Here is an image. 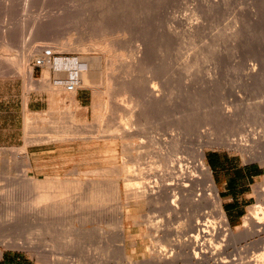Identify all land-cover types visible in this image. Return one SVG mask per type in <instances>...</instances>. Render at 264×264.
<instances>
[{
	"label": "rangeland",
	"instance_id": "1",
	"mask_svg": "<svg viewBox=\"0 0 264 264\" xmlns=\"http://www.w3.org/2000/svg\"><path fill=\"white\" fill-rule=\"evenodd\" d=\"M261 2L263 0H0V240L21 242L23 246L31 242L33 246L32 244L30 246L37 249L35 251L24 248L7 249L0 245V264H38V256L42 254V250L46 248L45 246L47 244L52 247L54 246L53 253L54 255L56 253L62 261V264H153L149 262L150 260L153 261L154 258L151 255L154 254L155 256V253L159 252L161 248L165 250L164 253L166 251L170 253V246L167 245L168 241H165L162 235L165 233L169 234L168 230H170L171 237L174 238L168 237L169 240H182L184 235L180 233L183 231V228H180L183 227L181 224L186 219L185 214L188 213L189 207L187 208L182 205L184 209H179V211H182L184 214L181 215L178 212L176 215H171L170 212L166 213L164 210L161 211L162 206L160 205H154L156 206L154 207L153 205L147 206L145 204L134 205L132 204L133 202H130L127 205L128 207H126L124 198H121L122 200L119 199V201L115 199L114 201V199L108 197L107 201V197H105V201L103 200L104 205L102 206L101 204L99 209L98 206H92L94 208L89 207L87 209L88 212L85 210L86 208H83L85 212L83 213L81 211L82 209L77 210V206L75 205L76 201L72 200V211H70V208L69 210L67 208L68 211L64 208L61 211H66H57L58 214L54 212L53 214L55 216L52 214L53 217L49 215L51 218H47V215V220L44 217L45 220L43 219L42 221V219L33 216L32 211L26 209L28 200L31 198L30 194L32 193L33 195V191H37L34 190L37 187L34 188L35 185L30 186V183V185L27 184L29 186L21 183V174L26 170L31 178L38 181H43L45 178H55L62 180L69 179L72 181L79 180L81 182L90 178H97L100 181L103 179L104 181L102 180V182H105V185L106 182L110 181L109 179H116L117 166L120 165L119 167L121 168L122 162L118 153L115 156L116 162L113 158H109V156L111 157L116 154H113L111 150H115V147L118 148V144L114 143V146V139L108 135L109 133H106V135L104 131L108 125L110 127H116L119 123L124 124L129 121L126 119V116V118L121 117L123 116V112H120L122 111L121 109L115 111L110 108H112L113 104L124 103L122 106L127 104V106L129 104L131 105V100L128 99L131 97L130 93L126 92V94L125 92H121V89L124 86L123 81H126L124 79V72L127 67L133 69V61L139 57H143V60L141 64L137 63V69H134L136 71L133 72L132 76L135 80L138 79L137 81L151 76L158 79L161 77L159 80L163 78L161 85L163 86L162 95H165L163 98H166L165 100L167 101V104L163 101L164 103L161 106L148 109L149 114L145 112L144 118L147 120L144 119V121L147 124L144 123L146 128L149 129H147L150 131L149 133L152 132L153 134V131H158L159 134L162 133L160 135L164 136V133L165 135L170 133V128L175 129V123L176 128L179 127L180 129L182 126L180 130L183 132L185 126L184 120L189 112H193L192 115L189 114L194 118L193 123L196 122L198 124L196 126L197 128H194L195 130L191 127L189 131L187 130V133L184 132L185 136L183 134L182 145L177 155L178 157L183 156L182 159L185 158L186 164L188 161V167L185 161L184 164L181 162V167L185 169L182 172L185 173L192 168L190 165V161H192L191 156L196 152L197 147L202 145L203 140L207 138H204L206 135L201 136L205 128L208 129L210 127L212 129L210 131L213 135H211L216 142H221L222 140L229 142L230 140L242 138L244 140L246 139L248 146H252L251 141L254 138L260 139V135L264 133V124L261 125L249 121L250 119L247 117L250 115V111H254V108L259 109L261 114L264 115V85L261 84L263 80L261 78H259L260 80L257 79L260 77V74H255L257 71L252 72L250 69L253 65L257 66L260 63L263 52V49L260 51V46H262V40L264 38L262 37L264 34L262 35L260 33L262 31L260 27H263L260 23L263 21L262 18L264 19L262 17L264 16V12H262L263 4ZM178 20H183L182 22L184 24ZM190 22H198L199 31L196 33L197 36L194 35L195 37L193 36L189 39L188 37L185 38L187 35L184 36L183 34L188 25L187 23ZM200 27L202 28L200 29ZM167 29L171 31H169V35L166 33L168 32ZM172 33L173 35L171 36ZM259 33L262 36H259ZM87 34L88 36L86 37ZM174 34L178 36L176 39L173 38ZM92 35L96 40L101 38L100 41H106L104 44H107V47L109 45V49L113 46L111 47L112 56L108 55L106 50L101 51L97 47L80 48L81 44L88 43L85 39ZM165 35L171 39L165 38L167 37ZM259 38L262 39L260 43ZM259 44L261 45L259 46ZM117 53L123 57L122 60L117 56ZM113 55L114 57L116 56L115 60L119 59L113 61ZM39 58H47L50 63H53L55 58H62L64 60L77 59L82 64L95 62V65H99L100 63V68L99 66H93L100 73L98 71L96 72V70L94 72L91 70L92 72H90L94 76L91 74L90 76L94 82L90 84L85 82L87 86L83 84V80H79L77 85L82 83L80 84L82 86H74L75 90L69 92L65 87L71 83L72 79L62 78L59 75L60 78H58L57 73L50 66L35 67L34 61ZM92 58L98 60V64L96 61L89 62L93 60ZM105 66L108 68L106 67L104 69ZM113 66L115 67L113 68ZM138 66H141L140 69ZM28 67L32 70L33 84L32 82L28 84L24 81V75L29 70ZM110 67L111 69H109ZM43 71L48 75L47 77L44 73L46 80L48 78V81L44 84L45 86L47 85L46 87L41 84V81L45 77V75L43 77ZM153 72L155 74L158 72V77ZM104 73L106 74L104 75ZM112 74L116 76V80H120L121 77L123 81L118 80V82L114 80L113 84H111L112 87L110 86L109 89L105 86V80L107 76L109 77L111 75L113 77ZM95 79L98 80L96 81ZM99 80L101 81L99 82ZM132 80L131 83L133 82ZM59 81L63 82L61 85V88L63 87L62 89H58V86L55 85ZM128 83L131 85L127 79L125 86ZM186 86L190 88L187 87L189 89H186ZM54 87H56V90ZM111 90L113 91L111 92ZM116 90L120 91V97L117 95L118 91ZM79 91L85 94L86 100L84 107L78 106L74 100L75 94ZM107 91L109 92L108 94L106 93ZM57 92L58 94H56ZM124 93L126 95H123ZM189 93L190 95H188ZM112 95H115V98L114 96L111 97ZM68 97L72 99L71 103L66 100ZM114 99L117 102L119 100V103L112 102ZM105 103L108 108H106L107 110L102 109V105ZM225 108L229 109L232 120H217L219 117L217 115L220 112L221 114H226ZM183 114H185V118H183ZM26 118L28 120L26 123H29L27 135L24 133ZM156 120L158 121L156 122ZM159 124L161 127H159ZM74 128H77V130ZM78 132L79 134L82 132V135H79ZM156 132L155 134L159 135ZM72 133H77L80 138L92 137L93 141L92 138L88 142L81 139L71 140ZM57 135L62 139L58 137L60 139L58 141L55 138ZM52 136L58 142L53 140ZM25 138L32 142L27 145V155L30 159L31 166H25L23 154L17 151L23 147L26 141ZM39 139L44 143L39 141ZM260 141L264 142V139L262 141L261 138ZM86 145L88 146L87 148ZM88 148L89 150H87ZM150 148L154 149V147H149L147 150L151 151ZM11 149H14L13 151L16 154ZM153 149L152 151L154 152L155 149ZM263 149L264 147L262 151ZM108 152L112 153L109 154ZM213 154L232 155L244 163H253L259 166L262 171V175L255 178L251 186L252 198L247 208L242 211L241 219L234 225L229 224L230 228L237 233L235 229H241L242 218L247 214L248 210L253 208L257 203L263 202L258 194L260 191H262L260 192L262 197L264 194V162L256 158H250L247 154L245 155V153H240L228 147L210 145V147L208 146L205 149L204 162L207 166V159ZM107 157L111 161H108L109 159ZM84 159L92 162V165L88 168L82 167L79 173H73L71 171V165L77 161L83 162ZM151 159L150 161L155 162L157 165L156 158ZM63 161L64 165L62 166ZM66 161L72 162L71 165H68ZM169 165L171 166L170 163ZM160 166L161 170L164 171L163 167L165 165L160 164ZM175 166H177V168L175 167L176 169L179 168L178 164ZM94 168H100L101 171L99 170L97 175L84 174L85 171ZM166 169L164 172L168 171ZM176 169V174L179 175L177 173L179 171ZM191 172L193 173L192 169L186 175L192 174ZM176 174L165 176V178L167 177V181L170 182L171 179L178 177ZM170 177L173 178L169 179ZM197 178L200 181V186H196L197 190L196 188L194 189V194H200L203 190L207 194L210 193L207 187L209 183L205 182L204 184V178L202 179V176ZM18 179L19 182L15 184ZM12 184H15V188ZM104 186L103 188L105 189L107 186ZM28 187H32L31 189L33 191ZM53 187L49 188V190H52ZM63 187L65 188L64 184L61 189ZM66 188L69 187L66 186ZM12 189L14 193L10 191ZM22 189L26 191H22ZM40 189L39 191L46 190ZM54 189L57 190L56 187ZM58 189L60 190V186ZM28 190L32 192L30 193ZM25 193L30 196H26ZM204 195L207 197L206 194ZM10 197L12 198L10 199ZM195 198L197 199L198 197L196 196ZM25 199H28L27 202H25ZM110 200L112 202H109ZM222 202L219 197V206L224 212ZM74 205L76 211L74 210ZM179 206L181 207L180 204ZM179 206L178 208H180ZM211 207L208 205V210L204 208L205 211L202 210V212L208 211L209 213L198 214V218L196 219L199 220L201 216L210 215L214 220H219L218 214ZM158 209H160V212ZM7 212L12 216L4 218ZM142 214L146 215V217H143ZM178 214L180 215L178 216ZM224 215L228 221L225 212ZM118 216L122 218L123 232H119L115 223L114 226L111 223L113 218L115 221V218H118ZM84 217L85 220H83ZM181 218L184 219L182 220ZM147 220H153L152 223H157L161 229L158 227V229H155L156 232L154 230V232H150L148 230L149 225ZM79 223L81 224L79 225ZM160 223L165 226V229H170L165 230ZM257 228L253 229L255 233L251 230L252 232L249 236L238 238V241L229 245L228 248L222 251L220 250V254L224 252L222 254L223 257L221 255L219 256L220 259L222 258V261H225L223 259L228 261L231 258L228 262L233 260L232 262L238 264H244V262L246 263L252 259L255 260L254 257L258 255L261 250L260 248L264 246V228ZM47 229L50 230L48 231ZM175 229L177 232L179 231L178 234L175 232ZM116 231L118 232L117 235L115 234ZM65 233L68 234L66 235ZM152 235L155 237H152ZM119 244L123 245L122 248L125 251ZM118 247L122 251H119L120 249ZM153 250L156 252L154 253ZM254 254L257 255L255 256ZM120 255L124 256V258L122 256L119 257ZM190 257H192L191 254ZM183 259L176 260L177 262L175 261L176 263L174 262L172 264H189L185 258ZM190 259V261H193V257ZM256 260L261 261L262 259L259 260L256 258ZM208 264H213V262H209Z\"/></svg>",
	"mask_w": 264,
	"mask_h": 264
},
{
	"label": "bare ground",
	"instance_id": "2",
	"mask_svg": "<svg viewBox=\"0 0 264 264\" xmlns=\"http://www.w3.org/2000/svg\"><path fill=\"white\" fill-rule=\"evenodd\" d=\"M263 4V11L264 12V0L263 2H261ZM263 15V14H262ZM264 17V16H262ZM182 19V18H181ZM263 21H261V25L264 27V24H262V22H264V19L262 18ZM179 22H182L181 20H178ZM177 21V22H178ZM185 21V20H184ZM184 24V22H182ZM186 23V21H185ZM198 23V22H197ZM197 23H187L186 25V29L184 30V36L187 35L185 38H189L190 37L192 38L194 35H196V33L199 31V25ZM180 24V23H179ZM181 24V25H183ZM263 27H260L261 28V34L263 35L264 34V28ZM202 27H200L201 29ZM263 28V29H262ZM203 30V29H202ZM168 31V29H167ZM170 31V30H169ZM166 32L167 34L169 33ZM171 32V31H170ZM107 33V32H106ZM105 33V34H106ZM201 33V31H200ZM199 33V34H200ZM259 33V36H262L260 35ZM90 34V32H89ZM198 34V35H199ZM102 35V34H101ZM169 35V34H168ZM173 35V33L171 34V36ZM182 35V36H183ZM88 36V34L86 35V37ZM105 36V35H104ZM167 36V35H165ZM170 36V37H171ZM175 36V37H174ZM173 38H177L178 36L174 34ZM194 36V37H195ZM103 37V36H102ZM264 37V35L262 36ZM260 37V38H262ZM85 38V37H84ZM96 38V37H95ZM165 38H169V36L165 37ZM184 38V37H183ZM258 39L259 40V43H260V40L262 39ZM101 39V38H100ZM99 40H96L93 38V35L92 36H89L87 39H85V41L87 40V44H81V47L82 49H87V48H90V47H97L99 48V50H106L108 55L112 56L111 55V46L110 49H109V45L107 47V44H104L106 43L105 42H102V40L100 41ZM164 39V38H163ZM162 39V40H163ZM171 39V38H169ZM168 39V40H169ZM180 39V38H179ZM188 39V40H189ZM70 40V39H68ZM104 40V39H103ZM174 40V39H173ZM84 41V40H83ZM82 41V42H83ZM110 41V40H109ZM170 41V40H169ZM182 41V39H181ZM68 42V41H66ZM185 42V41H183ZM81 43V42H80ZM64 44V43H63ZM62 44V45H63ZM261 44H259L260 46ZM263 46V48H261ZM262 46H260V51L261 49H263L262 51V54H261V60H260V63L255 66L253 65L250 69L252 70V72H255L257 71V73L255 72V74H260V77H258L257 79L261 78L262 82H264V38L262 40ZM106 53V52H105ZM118 54V53H117ZM115 55V54H114ZM112 57L113 61H117L118 59L115 60L116 56ZM117 56L120 57V59L122 60V56H120V54H118ZM110 58V57H109ZM93 59V60H92ZM90 60L92 61H89V62H94L96 61V63L98 62V60H95L94 58H92ZM111 59V58H110ZM124 60V59H123ZM143 60V57H139L137 58L136 60H134V65H133V69H131L130 67L126 69V71L124 72V76L128 79V81H130L131 83V79H133L131 85H129V83L127 84V86H125V82H127V79L124 77V79L126 81H123L122 78L120 77V80L121 82L123 81V88L122 86H120L122 89H121V92H127V93H130L131 98L129 95V97L131 98H128L131 103V105L129 104V106L127 105H124L122 106L123 104H113L112 108L110 109H114L115 111L116 110H122L120 111L121 113L123 112V116L121 117H125L127 120H129L128 122L124 123V124H121L117 123L118 126L116 127H110L108 125V127H105V131L104 133H109L108 135H110L115 142L114 143H117L118 144V148L115 147V150H111L113 151V154H115L114 156H109V158H113V160L116 159V155L118 153V156L120 157L121 159V162H122V165H121V168L119 166H117V169L118 171H116V175H117V178L116 179H109L110 181L106 182V185H105V182H102L103 179L98 180L97 178H90V179H87L85 181H81L79 182L78 181H72V180H62V179H49V178H43L44 180L43 181H38V180H35L33 178H31L29 175H28V172L23 171L22 174H21V177H20V182L21 183H24V184H29L30 186H34L37 187V189H34V190H37V191H33L30 187L32 191H33V195H32V191L30 192V190H28L31 194V198L28 199H25V202H27L28 200V206L26 209L32 211V215L37 217V218H40L44 219V217L47 218L49 217V215L52 216V214L57 211H66L67 208L69 210L70 208V211H72L71 209V204H72V200L76 201L75 205L77 206V210H81L84 212V209L87 210L89 209V207L91 208H94L92 206H95L97 207L98 206V209L101 207V204L102 206L104 205L103 202L105 201L104 198L107 197V201H108V197H110V199H117L119 201V199L121 198H124L125 199V203H126V207H128L127 205L130 203V202H133L132 204L134 205H139V204H145L147 206L149 205H160L162 206L161 207V211H165L166 213L170 212L171 215H176L178 212L182 215L184 214L182 211L180 212L179 209H184V207L182 208V205L183 206H186L187 208L189 207L190 209L188 210V213L183 215L186 217L185 221L183 220V224H181L183 227H181L180 229H182L180 234H183L184 235V239L182 238V240H176L174 239L175 241L173 240H169V238H172L171 237V234H170V228H166L165 229V226H163V224L160 223L161 226H163L162 228H164L165 230H168L169 234L165 233L161 236L162 238H165V241H168L167 245L170 246V253H168L167 251L164 253L165 250H163L161 248V250H159V252L155 253L156 249L153 250L154 253L156 254L154 256L151 255L153 258V261H149L153 264H172L174 263L176 260H179V259H183L185 258L187 262H189V264H205V263H209V262H213V264H238V263H235V262H228L230 259H228V261H226V259H223L225 261H222V258L220 259V255L221 257H223L222 254H224V252L222 254H220V250H225L226 248H228L229 245H232L234 242L238 241V238H243V237H246L247 235L249 236V234L252 232L251 230L257 228V227H260L261 228H264V194H263V197H262V194L259 192V198H261V200L263 202H259L257 203L256 205H254L253 208L249 209L247 214L243 216L242 218V225H241V229L238 230V229H235V231L237 230V233L234 232L230 226H229V223L224 215V212L222 211V208L219 206V197H218V194H217V189L216 187L214 186V183L212 181V178H211V172L209 170V167L205 164L204 162V159H205V149L210 145H218V146H222V147H228L230 149H234L236 151H239L240 153H245V155L247 154L248 157L250 158H256L262 162H264V149L262 151V148L264 147V142H261L260 139L262 138V141L264 139V133H262L260 135V139H256L254 138L252 142V146H248V144H246V139H237V140H230L229 142H225L224 140H222L221 142H216L213 140V137H212V133L210 130H212L210 127V129L208 128H205L203 134L201 133V136L203 137V135L205 136L204 138H206L205 140H203L202 142V145L197 147L196 149V152L193 154L192 157V161H190V165L192 168H190L188 171H190L191 169L193 170V173L190 174V175H186V173L188 171H186L185 173L182 172L184 171V167L182 168L181 167V162H183L182 164H184V159H182V157H178L177 153L179 152L178 150L180 149L181 145H182V138H183V134L185 136V133H187V130L189 131V129L192 127L193 130H195L194 128L198 125L196 122L193 123V119L189 114L192 115L191 112H189L188 115H186V119L184 120V124H182L184 126V131L182 132L179 127L176 128V123H175V129H172L170 128L171 130L169 131L170 133L166 134L164 133V136L163 135H160L162 133L159 134V132L157 133L156 131H153L155 134V132L159 135H153L152 132L149 133L150 131H148L149 129L146 128L145 126V123L147 120L145 117V112H148L149 110L148 109H151L152 107H155L157 108V106H161L162 103H164L163 101H165V104H167L166 102V98L164 99L163 96L165 97V95H162V91H163V86L162 85V82H163V78L161 80H159L158 78L154 77V76H151V77H146L144 78L143 80H135L134 77L132 76L134 69L136 68L137 69V63H140L142 62ZM112 61V60H111ZM112 61V62H113ZM109 62V61H108ZM111 62V63H112ZM120 62V61H119ZM98 64V63H97ZM117 64V63H116ZM100 65V63H99ZM99 65H95V62L94 63H88V64H82V63H79L76 60L74 59H68V60H64L62 58H55L53 63H50V61H48L47 59V63L44 65L45 67H51L57 74V76L59 75L60 77H65L66 79H72L71 81V84L73 86H82L80 84L77 85L79 83V80H83V84L86 83H93V78L90 76L91 72L95 71L96 72L99 70H97V68L95 69V67H98ZM93 66H95L93 68ZM107 66L104 67V69L106 68ZM112 67V66H111ZM111 67L109 69H111ZM115 66H113L114 68ZM139 67V66H138ZM141 67V66H140ZM139 67V69H140ZM100 68V66H99ZM98 68V69H99ZM108 68V67H107ZM29 69V70H28ZM28 71L26 72V74L24 75V81L28 84H31L30 82H32L33 84V81H32V70L28 67ZM94 69V70H93ZM138 69V70H139ZM92 70V71H91ZM91 71V72H90ZM107 72V70H105ZM90 72V73H89ZM111 72V71H110ZM149 72V71H148ZM159 72V71H158ZM155 74V76H157V73ZM45 73V72H44ZM100 73V72H99ZM146 73V72H145ZM47 75V73H45ZM43 74V75H45ZM89 74V75H88ZM106 73H104L105 75ZM153 74V75H154ZM46 75L43 79V81H41V84L46 87L44 84H46V81H48V78L46 80ZM92 76H94L93 74H91ZM98 75V74H97ZM109 75V74H108ZM113 75V74H112ZM122 75V74H121ZM159 75V73H158ZM161 75V74H160ZM58 76V78H60ZM90 76V77H89ZM107 76V75H106ZM115 75H113L114 77ZM48 77V75H47ZM111 75L107 78H106V82H105V86L108 87L110 89V86L111 84H113V81L116 80V76L115 78H113ZM131 79H130V78ZM158 77V76H157ZM255 77V76H254ZM97 78V77H96ZM185 79V78H184ZM256 79V77H255ZM256 79V80H257ZM96 80V79H95ZM98 80V79H97ZM96 80V81H97ZM119 80V79H118ZM116 80V81H118ZM119 80V81H120ZM260 80V79H259ZM101 80H99L100 82ZM118 81V82H119ZM161 81V82H160ZM260 81V82H261ZM81 82V81H80ZM264 85V83H262ZM25 83V85H26ZM98 83V82H97ZM48 84V82H47ZM63 84L62 81H59L57 82L55 85L58 86V89H62L61 88V85ZM100 84V83H98ZM115 84V83H114ZM120 84V83H119ZM187 84V83H186ZM40 85V86H42ZM87 85V84H85ZM92 85V84H91ZM96 85V84H94ZM122 85V84H121ZM129 85V86H128ZM84 86V85H83ZM88 86V85H87ZM104 86V87H105ZM92 87V86H91ZM99 87V86H98ZM102 87V86H101ZM112 87V86H111ZM119 87V89H120ZM189 86H186L185 88L186 89H189L187 88ZM55 90H56V87H54ZM106 88V89H108ZM118 88V87H117ZM65 89L67 90V88L65 87ZM113 89V88H112ZM118 89V90H119ZM184 89V88H183ZM30 90V89H29ZM116 90V91H118ZM27 91V90H26ZM68 91V90H67ZM113 90H111L112 92ZM186 91V90H185ZM188 91V90H187ZM69 92H73V91H69ZM184 92V90H183ZM60 93V92H59ZM107 94L109 93L108 91L106 92ZM123 94V95H126V94ZM58 94V92L56 93ZM120 94V91H118L117 95L120 97L121 95ZM122 94V93H121ZM164 94V93H163ZM116 95V94H115ZM115 95H112L111 97L114 96L115 98ZM184 95V94H183ZM190 95V93L188 94ZM187 95V96H188ZM110 96V95H108ZM107 96V97H108ZM117 96V98H119ZM110 97V99H111ZM186 97V96H185ZM124 98V97H123ZM121 99V98H120ZM164 99V100H163ZM188 99V98H187ZM190 99V98H189ZM66 100L71 103L72 99L71 98H66ZM126 101V100H125ZM111 102V101H110ZM112 102H116V103H119V100L118 102L114 99V101ZM99 103V102H98ZM126 103V102H125ZM95 104V103H94ZM97 105V103H96ZM112 105V104H110ZM150 107V108H148ZM165 107V106H164ZM190 107V106H188ZM193 107V106H192ZM191 107V108H192ZM98 108V107H97ZM105 109L107 110V106H106V103L102 105V109ZM107 108V109H106ZM155 108V109H156ZM185 108V107H184ZM189 108V109H191ZM103 109V110H104ZM161 109V108H160ZM188 109V110H189ZM148 110V111H147ZM158 110V109H157ZM183 110V109H182ZM193 110V108H192ZM191 110V111H192ZM152 111V110H151ZM156 111V110H155ZM162 111H163V108H162ZM195 111V109H194ZM186 112V111H185ZM115 113V112H114ZM158 113V112H157ZM181 113V112H180ZM219 113V112H218ZM225 113L226 114H220L217 115L219 116L217 120L220 119V121H230L232 120V117H231V114L229 109L228 108H225ZM125 114V115H124ZM149 114V112H148ZM146 114V115H148ZM161 115V113H159ZM216 114V113H215ZM250 115H248V119H250L249 121H253L254 123H258V124H261L263 125L264 124V115L261 114L260 110L257 109V108H254V111H250L249 113ZM156 115V114H155ZM183 118H185V114H183ZM209 115V114H208ZM100 116V115H98ZM159 116V115H158ZM179 116V115H178ZM194 116V115H193ZM120 117V116H119ZM147 117V116H146ZM149 117V116H148ZM156 117V116H155ZM180 117V116H179ZM216 117V116H215ZM100 118V117H99ZM164 118V117H163ZM162 118V119H163ZM181 118V119H183ZM246 118V117H245ZM120 119V118H119ZM125 119V121H127ZM158 119V118H157ZM177 119V118H176ZM197 119V118H196ZM102 120V119H101ZM209 120V119H208ZM158 120H156L157 122ZM175 121V120H174ZM183 121V120H182ZM216 121V120H215ZM28 122L27 118H26V121H25V130H24V133L27 135V131H28V124L26 123ZM145 122V123H144ZM148 122V121H147ZM155 122V121H154ZM160 122V121H159ZM181 122V121H180ZM178 122V123H180ZM218 122V121H217ZM147 124V123H146ZM115 125V124H114ZM157 125V124H156ZM160 125V124H159ZM164 125V124H163ZM173 125V124H172ZM179 125V124H178ZM177 125V126H178ZM104 127V126H103ZM161 127V125L159 126ZM168 127V126H167ZM197 128V127H196ZM75 130H77V128H74ZM148 129V130H147ZM159 129V128H157ZM162 129V128H160ZM71 130V129H70ZM155 130V129H153ZM163 130V129H162ZM81 131V130H80ZM79 131V132H80ZM83 131V130H82ZM102 131V130H101ZM152 131V130H151ZM161 131V130H159ZM69 132V131H68ZM78 132V134H79ZM165 132V131H164ZM168 132V131H167ZM202 132V131H201ZM71 133V132H70ZM190 133V132H189ZM55 134V133H54ZM68 134V133H67ZM84 134V133H83ZM90 134V133H89ZM93 134V133H92ZM102 134V133H101ZM104 134V135H105ZM152 134V135H151ZM212 134V135H211ZM25 135V136H26ZM56 135V134H55ZM77 133H72V136H71V140H84V141H89L91 138L88 137H82L80 138V136H76ZM79 135H82V132L81 134ZM107 135V134H106ZM190 136V134H188ZM192 135V134H191ZM64 136V135H63ZM189 136H187V138H189ZM212 138H211V137ZM50 137V136H49ZM48 137V138H49ZM53 137V136H52ZM51 137V138H52ZM58 137H60L59 135H57V137L55 136V138H57V140L59 141L60 139H62L60 137V139H58ZM101 137V136H100ZM104 137V136H103ZM109 137V136H108ZM107 137V138H108ZM245 137V136H244ZM47 138V137H46ZM50 138V139H51ZM69 138V136H68ZM106 138V137H105ZM111 138V139H112ZM186 138V140H187ZM248 138V137H247ZM26 139V138H25ZM24 139V141H25ZM64 139V137H63ZM100 139V138H99ZM98 139V140H99ZM37 140V139H36ZM43 140V139H42ZM53 140L57 141L56 139H54L53 137ZM53 140H49V141H53ZM66 140V139H65ZM68 140V139H67ZM70 140V138H69ZM97 140V139H96ZM104 140V139H103ZM107 140V139H106ZM259 140V141H258ZM31 141V140H30ZM29 139H26V141L24 142V145L23 147H21L19 150L20 153L23 154V160H25V166H31V162H30V159L27 155V145L32 143L30 142ZM39 141H41V139H39ZM45 141V139H44ZM54 141V142H55ZM57 141V142H58ZM92 141H93V138H92ZM112 141V140H111ZM110 141V142H111ZM185 141V140H184ZM243 141V142H242ZM43 142V141H41ZM72 142V141H71ZM83 142V141H82ZM105 142V141H104ZM34 143V142H33ZM44 143V142H43ZM46 143V142H45ZM112 143V142H111ZM107 145V144H106ZM110 145V144H109ZM89 146V144H88ZM86 145V148L88 147ZM115 146V144H114ZM64 147V146H62ZM110 147V146H109ZM149 147H154L155 151L153 152L152 149L151 151H148L147 149H149ZM183 147V146H182ZM250 147V148H249ZM153 149V150H154ZM182 149V148H181ZM12 151L14 149H11ZM89 150V148L87 149ZM105 151V150H104ZM193 151V150H192ZM15 152V151H13ZM102 152V151H101ZM189 152V151H188ZM97 153V152H96ZM109 154H111L110 152H108ZM12 154V152H11ZM16 154V152H15ZM100 154V153H99ZM103 154V153H102ZM105 154V153H104ZM112 154V155H113ZM188 154V153H187ZM84 155V154H83ZM150 156V157H149ZM190 156V155H189ZM151 157L153 158H156L155 160H157V165L155 162H152L150 161ZM18 158V157H17ZM108 158V157H107ZM108 158V159H109ZM152 158V159H153ZM103 159V158H102ZM151 159V160H152ZM191 159V158H189ZM93 160V159H92ZM112 160V161H113ZM187 160V159H186ZM257 160V161H258ZM21 161V159H20ZM71 161V160H69ZM94 161V160H93ZM107 161V160H106ZM108 161H111L110 159ZM154 161V160H153ZM67 162V161H66ZM65 162V163H66ZM114 162V161H113ZM116 162V160H115ZM21 163V162H20ZM63 163V164H62ZM62 166L64 165V161L62 162ZM68 165H71L70 162H67ZM66 163V164H67ZM70 163V164H69ZM112 163V162H111ZM169 163L171 164V166L169 165ZM76 164V165H75ZM161 165H165L163 167V170L165 171V169L167 168L168 171L164 172L161 170ZM169 166H168V165ZM176 164H178L179 168H177V166H175ZM185 164H186V161H185ZM92 165V162H90L89 160H86L84 159L83 162H80V161H77L76 163H74L73 165H71V171H73V173L75 172H78L80 171V169L82 167H90ZM94 165V164H93ZM110 165V164H109ZM188 165V161H187V164L186 166ZM23 166V165H22ZM21 166V168H22ZM24 166V167H25ZM67 166V165H66ZM96 167V166H95ZM176 167V168H175ZM182 170H180L181 168ZM188 167V166H187ZM190 167V166H189ZM30 168V167H29ZM40 168V167H39ZM107 168V167H106ZM186 168V167H185ZM25 169V168H23ZM42 169V168H41ZM51 169V168H50ZM104 170V168H102ZM116 169V170H117ZM166 169V170H167ZM176 170H178L179 172V175L176 174ZM184 169V170H183ZM38 170V168H37ZM99 170L101 171V169H91V170H87L84 172V174H91V175H97ZM110 172H111V169L109 168ZM170 170V171H169ZM41 171V170H40ZM43 171V170H42ZM107 171V170H106ZM37 172V171H36ZM103 172V171H102ZM169 172V173H168ZM106 173V172H105ZM109 173V172H108ZM112 173V172H111ZM115 173V172H114ZM72 174V173H71ZM83 174V175H84ZM101 174V172H100ZM113 174V173H112ZM177 175L178 177H176L175 179L173 177H170L169 179H171V181H167V177L165 178V176H168V175ZM185 174V175H184ZM37 175V174H36ZM75 175V174H74ZM104 175V173H103ZM109 175V174H108ZM88 176V175H87ZM112 176V175H111ZM202 176V179L204 178V184L205 182L206 183H209V185L207 186L208 187V190L210 193H205V190H203L200 194H194V189L196 188L197 190V187L196 186H200V181L197 177H201ZM38 177V176H37ZM107 177V176H105ZM113 177V176H112ZM51 178V177H50ZM57 178V177H56ZM103 178V177H102ZM111 178V177H110ZM115 178V177H114ZM17 179V178H16ZM81 179V178H80ZM168 179V180H169ZM201 179V178H200ZM76 180V179H74ZM16 181V180H15ZM104 181V180H103ZM203 181V180H201ZM17 182H19V179L16 181L15 184H17ZM13 183V182H12ZM14 184V185H15ZM63 184L65 185V188L63 187V189H61V187L63 186ZM13 185V184H12ZM11 185V186H12ZM13 185V187H14ZM27 185V186H29ZM62 185V186H61ZM107 187H105V186ZM21 186V185H20ZM57 188L54 189V187ZM60 186V190L58 189V187ZM66 186H68L69 188H66ZM103 186L105 187V189L103 188ZM9 187V185H8ZM53 187V191L49 188ZM103 189H102V188ZM15 188V187H14ZM26 188V187H25ZM39 188V189H38ZM40 188H42L44 191H39L41 190ZM260 188V187H259ZM102 189V190H100ZM25 190V189H22V191ZM202 190V189H201ZM13 192V189L10 190ZM26 191V190H25ZM24 191V192H25ZM6 192V191H5ZM9 192V191H8ZM207 192V191H206ZM264 192V190H263ZM10 193V194H12ZM27 193V192H26ZM25 193V194H26ZM24 194V195H25ZM207 195V197H205V195ZM13 195V194H12ZM29 195V194H28ZM26 194V196H28ZM29 195V196H30ZM77 195H78V198H77ZM23 196V195H22ZM198 197L197 199L195 197ZM13 197V196H12ZM10 197V199L12 198ZM24 197V196H23ZM72 198V199H71ZM71 200V201H70ZM104 200V201H103ZM116 200V201H117ZM122 200V199H121ZM109 202H112L111 200ZM25 204H22V205H25ZM179 204L181 205V207L179 206ZM74 205V207H75ZM208 205L212 206L214 209V211L216 212V214H218V219L219 220H214L213 218H211L212 216H201V218L199 220H197L196 218H198V214L202 215V210H204V208L207 209ZM87 206V207H86ZM100 206V207H99ZM118 206V204H117ZM121 206V205H120ZM154 206V207H156ZM178 206L180 208H178ZM138 207V206H137ZM211 207V208H212ZM66 208V210H62L61 209H64ZM84 208V209H83ZM159 208V207H158ZM121 209V208H120ZM119 209V210H120ZM156 209V208H155ZM67 210V211H68ZM76 211V207L74 209ZM91 210V209H90ZM94 210V209H93ZM118 210V211H119ZM123 210V209H122ZM159 212H160V209H158ZM187 210V209H186ZM185 210V212H186ZM208 210V209H207ZM212 210V209H211ZM88 211V210H87ZM87 211H86V214H87ZM127 211V210H126ZM125 211V212H126ZM205 211V210H204ZM59 212V213H60ZM89 212V211H88ZM92 212V211H91ZM131 212V211H130ZM207 213H209L208 211H206ZM206 212H204L206 214ZM211 212V211H210ZM214 212V213H215ZM109 213V212H108ZM118 213V212H117ZM127 213V212H126ZM203 213V214H204ZM58 214V212H57ZM56 214V215H57ZM62 214V213H60ZM85 214V216H86ZM91 214V213H90ZM178 214V216L180 215ZM55 216V214H53ZM84 215V214H83ZM82 215V216H83ZM94 215V214H93ZM96 215V213H95ZM94 215V216H95ZM114 215V214H113ZM121 215V214H120ZM129 215V214H127ZM143 215V214H142ZM208 215V214H207ZM212 215V214H211ZM215 215V214H214ZM12 215H10L8 212L4 215V218H8V217H11ZM51 216L49 218H51ZM92 216V215H90ZM116 216V215H115ZM114 216V217H115ZM124 216V215H123ZM130 216V215H129ZM146 217V215H143V217ZM159 216V215H158ZM164 216V215H162ZM161 216V217H162ZM53 217V216H52ZM96 217V216H95ZM174 217V216H173ZM46 218V220H47ZM125 218V217H124ZM141 218V217H140ZM176 218V217H175ZM180 218V217H179ZM82 219V218H81ZM91 219V218H90ZM111 219V218H110ZM116 222L114 221V218H113V221L111 223H113V226H114V223L116 225V227L118 228L119 232H123L122 229V218L118 216V218H115ZM153 219V218H152ZM45 220V219H44ZM85 220V217L84 219ZM156 220V219H155ZM159 220V218H158ZM157 220V221H158ZM161 220V219H160ZM179 220V219H178ZM75 221V220H74ZM82 221V220H81ZM91 221V220H90ZM94 221V220H93ZM148 221V220H147ZM146 221V222H147ZM156 221V222H157ZM85 222V221H84ZM96 222V221H95ZM135 222V221H134ZM152 221H148V225H149V231L152 232L153 230L156 232V228L158 229V227L160 228V226L155 223H152ZM167 222V221H166ZM165 222V223H166ZM86 223V222H85ZM89 223V222H88ZM170 223V222H169ZM172 223V222H171ZM81 223H79L80 225ZM108 224V223H107ZM106 224V225H107ZM137 224V223H136ZM140 224V223H139ZM168 224V223H167ZM173 224V223H172ZM180 224V223H179ZM177 224V225H179ZM69 225V223H68ZM110 226V225H109ZM108 226V228H109ZM169 226V225H167ZM166 226V227H167ZM73 227V226H72ZM115 227V229H116ZM171 227V226H170ZM174 227V225H173ZM49 228V227H48ZM179 228V227H178ZM71 229V228H70ZM91 229V228H89ZM93 229V228H92ZM114 229V228H113ZM161 229V228H160ZM159 229V230H160ZM258 229V228H257ZM48 230V229H47ZM50 230V229H49ZM48 230V231H49ZM76 230V229H75ZM78 230V229H77ZM83 230V229H82ZM80 230V231H82ZM117 230V229H116ZM176 230V229H175ZM174 230V231H175ZM66 231V230H65ZM79 231V230H78ZM153 231V232H154ZM158 231V230H157ZM255 230H253L254 232ZM256 231H260V230H256ZM47 232V231H46ZM72 232V231H71ZM125 232V231H124ZM161 232V230H160ZM167 232V231H166ZM177 232V230L175 231ZM73 233V232H72ZM117 231L115 232V234L117 235ZM172 233V232H171ZM179 233V231L177 232V234ZM255 233V232H254ZM66 235L68 233H65ZM114 234V235H115ZM121 234V233H120ZM148 234V233H147ZM151 235V233H149ZM70 235V234H69ZM64 236V234H63ZM119 236V235H118ZM154 235H152L153 237ZM177 236V235H176ZM175 236V237H176ZM180 236V235H179ZM121 237V236H120ZM119 237V238H120ZM151 237V238H152ZM155 237V236H154ZM159 237V238H161ZM169 237V238H168ZM178 237V236H177ZM61 238V237H60ZM59 238V239H60ZM67 238V237H66ZM118 238V240H119ZM161 238V240H163ZM174 238V237H173ZM172 238V239H173ZM62 239V238H61ZM68 239V238H67ZM149 239V238H148ZM158 239V238H157ZM180 239V238H178ZM58 240V239H57ZM71 240V239H70ZM131 240V239H130ZM151 240V239H149ZM148 240V241H149ZM154 240V239H153ZM160 240V239H159ZM261 240V239H260ZM69 241V240H68ZM54 242V241H53ZM123 242V240H122ZM159 242V241H158ZM164 242V241H163ZM56 243V242H54ZM120 243V242H119ZM154 243V242H153ZM258 243V242H257ZM256 243V244H257ZM30 244H32L31 242L27 245L25 244L26 246H23L21 242H11V241H8V240H0V245L4 248H24V249H28V250H31V251H35L37 250L36 248L30 246ZM59 244V243H58ZM157 244V243H156ZM165 244V242H164ZM254 244V243H253ZM263 244V243H262ZM133 245V244H132ZM152 245V244H151ZM163 245V244H162ZM255 245V244H254ZM253 245V246H254ZM264 245V244H263ZM119 246L122 248V244ZM125 246V245H124ZM131 246V245H130ZM154 246V245H153ZM166 246V245H164ZM256 246V245H255ZM46 248L44 250H42V254H40V256H38V264H62V261L58 258V256L54 255L53 253V247L49 244H47L45 246ZM58 247V246H57ZM56 247V249H57ZM61 247V246H60ZM158 247V246H157ZM156 247V248H157ZM34 248V249H33ZM119 248V247H118ZM121 248H119L120 250L119 251H122ZM146 248V247H145ZM149 248V246H148ZM123 249V248H122ZM154 249V248H153ZM168 249V248H167ZM257 249V248H256ZM255 249V250H256ZM261 250L259 251L258 255L254 257L255 260H251V261H248V262H244V264H264V246L262 248H260ZM124 250V249H123ZM125 251V250H124ZM158 251V249H157ZM38 252V251H36ZM55 252V251H54ZM220 252V253H219ZM34 253V252H33ZM122 253V252H121ZM151 253V252H150ZM190 254L192 255L193 257V261H190L192 257H190ZM219 254V255H218ZM150 255V254H149ZM122 255H120L119 257H121ZM226 256H228L226 254ZM231 256V255H230ZM239 256V255H238ZM253 256V255H252ZM124 258V256H122ZM151 257V258H152ZM225 257V255H224ZM122 258V259H123ZM228 258V257H227ZM237 258V257H235ZM240 258H242L240 256ZM248 258V257H247ZM259 259L261 261H258L256 260ZM121 259V260H122ZM149 259V258H148ZM234 259V258H233ZM184 260V259H183ZM133 261V260H132ZM139 261V260H138ZM238 261V260H237ZM243 261V260H242ZM247 261V260H246ZM257 261V263H256ZM148 262V263H149ZM177 262V261H176ZM175 262V263H176ZM184 262V261H183ZM186 262V263H187ZM240 262V261H239ZM129 263V262H128ZM131 263V262H130ZM137 263V262H136ZM139 263V262H138ZM185 263V262H184ZM134 264V263H133ZM144 264V263H143ZM241 264V263H240ZM243 264V263H242Z\"/></svg>",
	"mask_w": 264,
	"mask_h": 264
},
{
	"label": "crops",
	"instance_id": "3",
	"mask_svg": "<svg viewBox=\"0 0 264 264\" xmlns=\"http://www.w3.org/2000/svg\"><path fill=\"white\" fill-rule=\"evenodd\" d=\"M74 100L78 106L84 107L85 94L77 92ZM207 163L229 224L234 225L250 203L251 186L255 178L262 175L261 168L229 154H213Z\"/></svg>",
	"mask_w": 264,
	"mask_h": 264
},
{
	"label": "built area",
	"instance_id": "4",
	"mask_svg": "<svg viewBox=\"0 0 264 264\" xmlns=\"http://www.w3.org/2000/svg\"><path fill=\"white\" fill-rule=\"evenodd\" d=\"M46 63H47V58H39V59H36L34 61V66L37 67V68H41ZM66 88H67L68 91H74L75 90L74 86L71 83L66 85Z\"/></svg>",
	"mask_w": 264,
	"mask_h": 264
},
{
	"label": "trees",
	"instance_id": "5",
	"mask_svg": "<svg viewBox=\"0 0 264 264\" xmlns=\"http://www.w3.org/2000/svg\"><path fill=\"white\" fill-rule=\"evenodd\" d=\"M10 262V261H9Z\"/></svg>",
	"mask_w": 264,
	"mask_h": 264
}]
</instances>
